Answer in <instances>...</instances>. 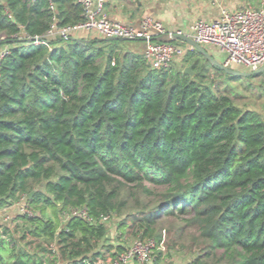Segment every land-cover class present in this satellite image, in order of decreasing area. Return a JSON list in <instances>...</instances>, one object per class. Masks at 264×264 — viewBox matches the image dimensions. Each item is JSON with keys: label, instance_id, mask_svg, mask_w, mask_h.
Returning a JSON list of instances; mask_svg holds the SVG:
<instances>
[{"label": "trees", "instance_id": "obj_1", "mask_svg": "<svg viewBox=\"0 0 264 264\" xmlns=\"http://www.w3.org/2000/svg\"><path fill=\"white\" fill-rule=\"evenodd\" d=\"M83 21L75 0H0V49L9 48L0 63V210L35 190V215L0 225V264L105 262L129 246L125 235L161 242L166 216L198 229L197 249L182 247L192 264H264V116L236 105L210 67L226 73L197 50L182 68L153 69L124 50L126 40L48 35L55 22ZM128 184L151 198L130 214L120 200ZM76 207L93 221L61 227L46 214ZM108 214L122 218L110 244ZM28 234L40 241L33 251L22 244Z\"/></svg>", "mask_w": 264, "mask_h": 264}, {"label": "built area", "instance_id": "obj_2", "mask_svg": "<svg viewBox=\"0 0 264 264\" xmlns=\"http://www.w3.org/2000/svg\"><path fill=\"white\" fill-rule=\"evenodd\" d=\"M75 1L82 8L84 21L65 27H59L55 22L48 32L49 36L82 38L81 35L88 32L94 34L96 38L143 40L146 42L144 56L147 62H150V67L167 69L173 62L181 61L189 50L195 49L182 41L165 42L156 38L165 35H170L172 38L175 35H185L203 46L217 47L225 56L222 63L229 68L238 67L255 72L264 66V7L256 8L248 5L237 10L222 8L220 16L211 22L197 21L189 32L183 30L172 32L168 31L160 21L151 17H144L138 24L114 20L104 11L106 0ZM51 8L55 10V5L52 4ZM40 42L38 38L34 41V43ZM8 53L9 48L0 49V63ZM26 197L27 195H22L15 203L19 208L18 214L34 216L35 211L29 206ZM8 211L7 208L0 210V217L4 223L11 225L12 222L15 223V218L10 216ZM64 217L93 221L87 207L71 208L64 212ZM101 219L110 225L114 217L108 214L102 215ZM117 229L116 224L114 230ZM165 247L164 239L158 242L155 238L139 236L112 259V264H155ZM102 262L104 261L100 260L94 264Z\"/></svg>", "mask_w": 264, "mask_h": 264}, {"label": "rangeland", "instance_id": "obj_3", "mask_svg": "<svg viewBox=\"0 0 264 264\" xmlns=\"http://www.w3.org/2000/svg\"><path fill=\"white\" fill-rule=\"evenodd\" d=\"M98 39L99 41L105 40L102 37H95L94 35H91V39ZM123 42V41H121ZM99 46V44L97 45ZM122 46L124 47V50L126 51H136L133 47L136 46L135 42L133 41H124L122 43ZM206 50L210 53L209 46L204 45ZM225 57V56H224ZM183 60V59H182ZM181 61H175L176 67L182 68L183 63ZM150 62H148L149 64ZM191 65H188L185 67V70L190 67ZM240 70L247 71L243 68H236ZM210 76L214 78L216 81L217 86H220L222 89H228L230 92L231 97L233 98L236 105L241 107L243 110H253L259 113L261 116H264V72L253 77H228L226 74H223L221 72H218L219 74H215L216 69L210 67ZM195 74V73H194ZM230 76V75H229ZM145 185L152 189H156L158 191L163 190L162 186H159L157 184L151 183V182H145ZM120 200L126 198L128 200V207L125 213L130 214L133 213L135 210L137 211L139 208H141V205L147 204L151 198L146 196L142 189L137 188L134 184H128L126 186H120ZM38 188H44V183L37 185L36 189ZM35 194V190L32 191L29 195H27L26 199L30 198ZM16 203V202H15ZM9 215L10 216H18L19 217V208L17 205L13 206L11 209H9ZM47 217L50 218H56L61 219V227L64 226V223L66 220L64 217V213H60L47 208L46 210ZM17 218L14 219V222L17 221ZM114 220L113 223L110 224V231L108 234L109 240L107 241V244H110L112 240V235L114 234L115 225L120 224L122 221L121 217H118L116 215L113 216ZM5 223L2 221V218L0 217V225H4ZM8 224V223H6ZM19 235H23V224L24 222H19ZM11 226H15V223H11ZM157 231L160 234H163L164 240H165V250L163 252L162 261L161 264H192V261L194 259V256L192 253H189L188 249H182L183 246L191 247V245H194V249L196 250L197 247L195 246L196 239L198 240L199 237V231L196 227L188 226L186 225L184 220L177 219L175 217L166 216L162 217L158 221L157 225ZM138 236L134 235L133 233L130 235H125L124 241L130 245L133 243V241ZM199 241V240H198ZM173 242L175 243V246H173ZM40 243L37 238H35L33 235L28 234L26 238L22 241L23 245L27 244V248L31 251L35 250L38 244ZM110 248V247H109ZM171 248V249H170ZM108 249L107 247L102 248V252H106ZM170 250V251H169ZM111 252H107L106 256L108 258L107 261L102 262L101 264H112V258H111ZM218 255H222V252L219 251Z\"/></svg>", "mask_w": 264, "mask_h": 264}, {"label": "crops", "instance_id": "obj_4", "mask_svg": "<svg viewBox=\"0 0 264 264\" xmlns=\"http://www.w3.org/2000/svg\"><path fill=\"white\" fill-rule=\"evenodd\" d=\"M248 5L261 8L264 7V0H106L104 11L117 21L138 24L144 17H151L160 21L168 31L189 32L197 21L211 22L218 18L222 8L237 10ZM91 35L94 34L84 32L81 36L91 39ZM133 42L136 51L132 52L144 54L146 42ZM209 50L215 60L223 62L224 54L217 47L209 46ZM13 206L15 204L7 210Z\"/></svg>", "mask_w": 264, "mask_h": 264}, {"label": "water", "instance_id": "obj_5", "mask_svg": "<svg viewBox=\"0 0 264 264\" xmlns=\"http://www.w3.org/2000/svg\"><path fill=\"white\" fill-rule=\"evenodd\" d=\"M53 1H56V0H53ZM156 39L162 40L165 42L182 41V42H185V43L193 46V48L195 50L199 51L216 68L222 70L223 72L230 75L231 77H253V76H257V75L264 72V66L255 72L244 71V70H240V69H236V68H229V67L225 66L222 62L215 60L213 58V56H211V54L206 50V48L203 45L195 42L192 38L185 36V35H175L174 38H172L170 35H165L162 37H158ZM72 40H79V39L73 37ZM105 40L113 41V40H121V39L109 38V39H105ZM185 72L191 74L192 76L195 75L193 70H192V66L188 67L185 70ZM31 196H32V194L30 195V197Z\"/></svg>", "mask_w": 264, "mask_h": 264}]
</instances>
